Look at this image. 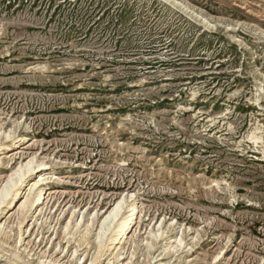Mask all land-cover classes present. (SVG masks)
Listing matches in <instances>:
<instances>
[{
    "label": "rangeland",
    "instance_id": "1",
    "mask_svg": "<svg viewBox=\"0 0 264 264\" xmlns=\"http://www.w3.org/2000/svg\"><path fill=\"white\" fill-rule=\"evenodd\" d=\"M9 133L25 141L0 151V190L45 163L23 189L47 179L39 225L0 219L30 264H88L122 199L123 264H264V0H0ZM72 213L86 245L61 238Z\"/></svg>",
    "mask_w": 264,
    "mask_h": 264
},
{
    "label": "bare ground",
    "instance_id": "2",
    "mask_svg": "<svg viewBox=\"0 0 264 264\" xmlns=\"http://www.w3.org/2000/svg\"><path fill=\"white\" fill-rule=\"evenodd\" d=\"M24 141L25 136H16L15 133H9L7 135V141L0 142V151L8 152L11 150H17L20 144ZM33 159L29 160L25 164H20L18 168H16V170H14V172L8 176V179L5 181V183L3 184L4 186H2V189L0 190V219L3 218L5 220V218H7L13 211H16L17 221L19 222L18 232H16V235H18L19 239L22 238L21 236L23 234H27L30 231L26 230L24 232L23 230L22 224L23 222H25V220H29V222H36L37 225H39V220L41 219V215L43 214V209L41 208L45 204L49 191L48 185L46 183L47 179L44 178L40 179L37 182H34L33 187H30L31 189H29L30 193L28 194V197L25 196L23 189L25 190V188H27L29 179L33 176L37 168L45 166V163H40L38 165L36 163V167L34 165ZM123 204L124 199H122L116 205V207H114L113 210L108 213V216L100 221V231L96 232L95 234V240L97 242L96 246H94L95 256L92 258V255L90 256L91 259L88 264H98L101 260L106 261L110 257L111 259L112 257L117 259L118 264H123L120 262L125 252V245L123 244L132 236L135 231V226L138 220L137 212L139 210L137 209L136 203L130 204L126 214L121 217L119 223L111 226V222H116V220L121 216ZM70 216L71 217L69 218V220L64 224V226H62L61 231V238L66 239L67 243H70L72 240H74L75 236L80 233V223H78L77 221L73 224L72 219L74 213H72ZM91 226L92 224H88L86 229L84 231L82 230V232L78 235L76 239L77 245H84L91 237ZM159 230H161V225L158 227V231ZM107 233L108 235H106ZM160 233L162 234V230L161 232L159 231L158 235ZM40 234H42V232ZM14 235L15 232L14 229L11 228V226L6 225L5 222L0 224V264H23L26 262L27 264L29 263L28 258H26L28 256L25 257L20 254L16 246L11 251L8 249L5 250L6 241L12 239ZM154 237L157 236L154 235ZM175 240L178 243V245L176 246H173V244H169L168 242L163 245L162 251L165 252V255L171 253V251L177 250L182 243L181 239L178 240L176 238ZM146 245L148 246V248L152 247V243L150 242H147ZM78 252V250H74L73 254L76 255ZM45 254L42 257L43 259L41 258V260H39V264H67L65 262H60V259L49 260L48 256ZM83 260H85L84 263H81ZM106 263L111 264L112 262L111 260H109ZM75 264H87L84 252L79 257H77Z\"/></svg>",
    "mask_w": 264,
    "mask_h": 264
}]
</instances>
